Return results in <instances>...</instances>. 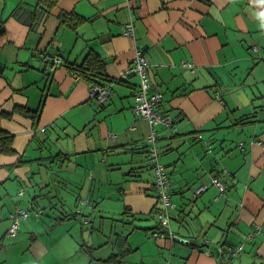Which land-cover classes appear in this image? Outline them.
Here are the masks:
<instances>
[{
  "label": "crops",
  "instance_id": "obj_1",
  "mask_svg": "<svg viewBox=\"0 0 264 264\" xmlns=\"http://www.w3.org/2000/svg\"><path fill=\"white\" fill-rule=\"evenodd\" d=\"M36 1L0 0V131L15 136V154L0 153V264H264V0H61L32 29ZM61 12L87 21L73 31ZM138 50L177 128H158L173 203L159 238L150 125L127 73ZM90 52L112 81L102 105L66 67ZM45 54L62 65L44 68ZM18 210L30 213L12 238Z\"/></svg>",
  "mask_w": 264,
  "mask_h": 264
},
{
  "label": "built area",
  "instance_id": "obj_2",
  "mask_svg": "<svg viewBox=\"0 0 264 264\" xmlns=\"http://www.w3.org/2000/svg\"><path fill=\"white\" fill-rule=\"evenodd\" d=\"M126 36L134 35V26L133 24H129L125 31ZM256 52H259L258 47H254ZM43 62L47 65L57 64L60 62L59 57H44ZM185 67H188L192 71H194L193 64H185ZM127 73L129 75L138 76L141 80L140 86L137 89L134 100L135 105L133 108L134 114L147 121L150 125V133L147 137V146H148V155L150 161L153 164L155 171V188L157 190L158 199L162 202L164 209L160 216L163 225L169 224V216L168 210L173 207V203L171 200V191L172 185L169 179V175L167 174L165 166L160 162V157L162 155L161 148L158 146L159 127H165L173 131L177 132V128L175 127L174 118L168 113H161L160 107L164 102V94L160 91L153 90L151 78L149 75V65L146 56L141 50H138L135 54V57L132 59L131 65L128 68ZM76 80L79 79L78 76H73ZM92 97L96 98L98 103L104 104L109 97V88L96 86L91 89ZM213 184L216 185L221 192L226 190L225 185L219 181V179H213ZM207 189L206 185H201L196 189L195 194L198 196L202 192ZM21 195L23 193H20ZM30 211L28 210H18L16 214L12 215V225L9 228L7 235L9 237L15 238L17 237L20 230V221L25 220L29 217ZM256 234H264V231L261 230V227L256 225L254 230ZM155 237H165V234H154ZM252 236L249 237L251 240ZM244 245L236 248L235 250H230V253L233 255L239 254L243 251Z\"/></svg>",
  "mask_w": 264,
  "mask_h": 264
},
{
  "label": "trees",
  "instance_id": "obj_3",
  "mask_svg": "<svg viewBox=\"0 0 264 264\" xmlns=\"http://www.w3.org/2000/svg\"><path fill=\"white\" fill-rule=\"evenodd\" d=\"M61 0H38L36 1V6H34L32 9L25 10L24 16H28L29 18V26H31L32 29H36L37 26L42 22L43 17H48L54 12L60 4ZM19 8V7H18ZM18 10V9H17ZM17 10L13 16L17 15ZM59 19L61 24H63L65 27L70 28L73 31L78 32V27L81 25L83 26L84 23L87 21V19L80 17L78 14L74 12H61L59 15ZM83 24V25H82ZM80 26V27H81ZM4 30L1 29L0 26V34H3ZM44 68H47L49 65H47L45 62H43ZM67 69L71 73L72 76H78L79 79H82L83 81H86L91 89L100 86L108 88V83H111L112 81L109 79L106 71V65L104 60L97 54V53H88L85 57V60L80 65H74V64H67ZM1 69H0V76L1 75ZM153 88V85H152ZM154 90V89H153ZM96 100V98H94ZM97 101V100H96ZM98 103V101H97ZM100 104V103H99ZM102 105V104H100ZM16 113H20L21 115L32 119L33 121L37 122L39 120V115L41 111H32L27 108H19L15 111ZM3 116H5L3 114ZM9 118L12 117V115L8 116ZM45 131V129H43ZM15 136L9 133H6L4 131H0V153L3 155H13L15 154ZM148 147V146H147ZM148 155V152H147ZM149 158V155H148ZM150 159V158H149ZM226 187V186H225ZM155 188V185H154ZM160 202V200H159ZM164 209V206L162 204V208L159 207L155 210L154 214L152 213L149 218L155 219L158 217L157 227L153 230L154 234H165L162 233L164 230H168L170 226V215L168 210V216H169V224L163 225L162 220L160 219V216L162 214V211ZM128 214V211L124 212V216ZM135 218V216H133ZM136 219V218H135ZM149 220V219H147ZM125 222L124 220H122ZM133 222V221H132ZM129 223V221H128ZM131 225H134L133 223H130ZM136 230V229H135ZM20 231V230H19ZM133 231H131L132 233ZM130 233V234H131ZM159 238V237H158ZM127 239V238H125ZM122 257L118 254H115L113 257L106 260L108 264H122L121 261Z\"/></svg>",
  "mask_w": 264,
  "mask_h": 264
},
{
  "label": "rangeland",
  "instance_id": "obj_4",
  "mask_svg": "<svg viewBox=\"0 0 264 264\" xmlns=\"http://www.w3.org/2000/svg\"><path fill=\"white\" fill-rule=\"evenodd\" d=\"M8 2H10V3H12L13 2V0H7ZM54 45V44H53ZM50 49L51 50H54L53 49V47H52V45L50 46ZM55 51H57V49H55ZM52 57H57V56H52ZM60 60V59H59ZM59 63H61V61L60 62H58L57 64L58 65H62V64H59ZM57 66V65H56ZM62 200L64 201V203H65V205H67L68 204V197H63L62 198ZM52 202H55L54 200L52 201ZM55 204H58L57 203V201H56V203ZM82 208H84V207H82ZM91 217V216H90ZM156 219L158 220V217H156ZM156 219H154L153 221H151L152 222V224H156ZM146 223H142L141 224V226H144ZM116 234H118V235H120L121 233H116ZM106 235H107V237H106V239H108V242L109 243H115L116 242V236L114 235V236H112V234L109 232H106ZM109 237V238H108ZM106 242H107V240H105ZM111 248H112V246H111ZM230 250H235L236 251V248H232V249H229V252H230Z\"/></svg>",
  "mask_w": 264,
  "mask_h": 264
},
{
  "label": "water",
  "instance_id": "obj_5",
  "mask_svg": "<svg viewBox=\"0 0 264 264\" xmlns=\"http://www.w3.org/2000/svg\"><path fill=\"white\" fill-rule=\"evenodd\" d=\"M44 57H52V56L45 54V55H43V59H44ZM49 202L51 203V200Z\"/></svg>",
  "mask_w": 264,
  "mask_h": 264
}]
</instances>
